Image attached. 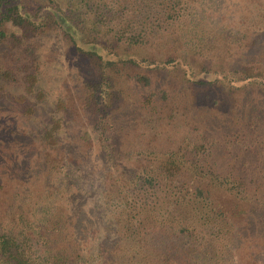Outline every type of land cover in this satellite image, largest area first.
Wrapping results in <instances>:
<instances>
[{
  "label": "trees",
  "instance_id": "obj_1",
  "mask_svg": "<svg viewBox=\"0 0 264 264\" xmlns=\"http://www.w3.org/2000/svg\"><path fill=\"white\" fill-rule=\"evenodd\" d=\"M192 1L0 0V104L5 99L41 100L43 92H35L38 62L33 46L35 37L46 32L62 36L81 59L93 63L83 86L84 102L102 132L112 129L110 101L121 79L149 86L156 73L211 95L264 92V70L253 63L215 67L184 50L163 49ZM7 86L23 93L8 92ZM155 95L150 92L143 103ZM57 129H46L44 138L54 144ZM225 139L185 136L174 146L151 150L149 165L131 177L132 189L118 190L123 193L117 197L120 231L97 246H102L98 264H236L232 261L237 256L226 247L236 238L235 225L244 220L245 206H251L259 183L238 171L222 170L213 159L223 146H235ZM50 199L46 195V202L41 200L44 205L36 216L20 206V222L0 226V264H97L101 256L91 260L90 245L76 238L78 231L88 235L86 226L75 217L72 229L64 209H56L54 196ZM64 232L72 233L65 238Z\"/></svg>",
  "mask_w": 264,
  "mask_h": 264
},
{
  "label": "rangeland",
  "instance_id": "obj_2",
  "mask_svg": "<svg viewBox=\"0 0 264 264\" xmlns=\"http://www.w3.org/2000/svg\"><path fill=\"white\" fill-rule=\"evenodd\" d=\"M189 7L163 49L184 50L215 67L253 63L264 70V22L259 21L264 0H193ZM34 44L35 92H43L41 100L34 104L28 97L25 103L5 99L0 104L1 227L20 222V206L34 217L44 205L41 200L54 196L53 204L64 209L72 229L75 217L86 226L88 235L78 231L76 238L90 245L91 260L101 256L98 264L102 246H97L120 231L117 197L123 193L118 190L132 189L131 177L149 165L151 150L174 146L185 136L198 141L228 137L235 146H223L213 159L222 170L238 171L259 185L251 206H245L244 220L235 225L236 238L226 248L237 256L232 263L264 264V92L211 95L156 73L149 86L121 79L110 101L112 129L102 132L84 102L83 86L93 63L81 59L55 32L38 35ZM6 90L23 93L21 88ZM150 92L156 95L144 104ZM53 125L59 128L54 144L43 136ZM243 160L249 164L243 166Z\"/></svg>",
  "mask_w": 264,
  "mask_h": 264
}]
</instances>
